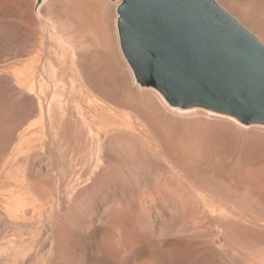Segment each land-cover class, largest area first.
<instances>
[{
	"label": "rangeland",
	"instance_id": "rangeland-1",
	"mask_svg": "<svg viewBox=\"0 0 264 264\" xmlns=\"http://www.w3.org/2000/svg\"><path fill=\"white\" fill-rule=\"evenodd\" d=\"M97 1L117 50L109 62L93 59L102 49L69 0H0V264H264V204L239 203L220 184L232 185L239 166L264 171V121L197 103L183 112L199 113L170 111L136 85L120 48L123 0ZM215 1L264 44V0ZM97 67L113 71L115 91L96 83ZM145 95L171 131L182 118L211 123L193 170L173 156L179 138L167 140L136 105ZM68 108L79 125L66 130Z\"/></svg>",
	"mask_w": 264,
	"mask_h": 264
},
{
	"label": "water",
	"instance_id": "water-1",
	"mask_svg": "<svg viewBox=\"0 0 264 264\" xmlns=\"http://www.w3.org/2000/svg\"><path fill=\"white\" fill-rule=\"evenodd\" d=\"M124 51L174 103L264 121V44L215 0H123Z\"/></svg>",
	"mask_w": 264,
	"mask_h": 264
},
{
	"label": "bare ground",
	"instance_id": "bare-ground-1",
	"mask_svg": "<svg viewBox=\"0 0 264 264\" xmlns=\"http://www.w3.org/2000/svg\"><path fill=\"white\" fill-rule=\"evenodd\" d=\"M41 2L44 3L45 0H41ZM99 3L100 2L97 0H69V6L66 7V11L68 13L75 14L79 17H82L85 22L87 21V25L90 26L92 28V30L94 31V36L91 39V44L100 47L102 49V51L96 53V51L92 50L93 59H97L98 57H100L101 62H104L103 59L105 61L109 62V61L113 60L115 58V56L118 57L116 55L117 50L115 49L114 39H113V37L109 31V27H108L107 23L105 22L104 18H102V16H103V15H101L102 12L100 13V10H102L103 8H101L102 5L100 7ZM119 14H120V12L119 13L117 12L116 24H117V30H118V36H119V42H120V48H121V46L123 47V42H122V36H121V30H120V24H119V21H120ZM46 43L48 44V42H46ZM47 44H46V46H47ZM57 51H59V50H57ZM53 57H54V55H53ZM43 60L45 61V59H43ZM53 60L58 64V62L55 59H53ZM98 63H100V61ZM63 66H64V64H63ZM132 67H133L134 71H136V69L133 65H132ZM97 68H98V70H96V72L99 71V67H97ZM103 68H105V67L103 66ZM112 72L108 71L107 69H102L101 71L96 73V83L102 89H104L106 91H112L113 92V91H115L117 84L114 82V79H113L112 74H111ZM135 73L137 75V72H135ZM137 78L141 82V84L139 82H136V85H138L141 89L151 90V91L156 92L158 94L159 98L160 97L163 98L173 108H175V109H169L170 111H173V112L179 113V114L199 113V112H194V111L183 112V111H185L186 108L182 106V103L176 104V103L172 102L169 99L166 92H164L163 90H161L160 88L156 87L153 84L144 83L139 77H137ZM75 85H77V84H75ZM76 90H77V88H76ZM48 99H49V97H48ZM135 103L139 108L143 109L146 112L147 118H149L150 120H152L154 122L156 121V123H159V131L167 138V140L174 141L177 138H179L178 140L180 141L179 142L180 144L172 149L173 156H175L177 158V161H176L177 163L184 164L188 168H191L190 169V171H191V170H193V167L196 166L197 163L201 159H204L206 157V155H207L206 153L208 151L207 143H208V139H209L207 129L209 127H211V123L204 121V120H198L197 117L182 118V119H178V122L175 123L176 124L175 127L176 128L178 127L179 130L178 131H171L169 129V127H170L171 123L173 122L171 120L172 118L170 119V118H168V116L167 117L161 116L158 113V111L155 110L156 103L153 99H151L145 95V96H142L139 100H136ZM208 109L214 113L215 112L223 113L221 115H224V114L230 115L229 117H232L234 119L241 118L239 115L234 114V113L216 110L212 107H208ZM116 112H117L116 119H117V121H119V124L122 125L124 122V118H125L126 114L124 113V111H122L120 109H116ZM75 113L76 112H74L73 109H71V108L67 109V120L65 122V129L66 130L67 129L69 130L70 128H72L74 124L79 125V120L76 119L77 113L76 114ZM102 113H103V111H102ZM46 117H47V115H46ZM182 128H184L183 131H182ZM72 140H73V138H72ZM115 143L117 144L116 141H115ZM121 145L119 148L120 149L119 153L117 154V158H118L117 162L120 161V163L123 162V156H124L123 155V149H122ZM116 147H117V145H116ZM124 149H125V147H124ZM125 153L126 152H124V154ZM53 156L54 155H52V157ZM108 158H110V157H108ZM112 158H113V156H112ZM54 159H56V158H53V160ZM128 161H130V160H128ZM94 163H95V161H94ZM55 164H57V163H55ZM56 167H57V165H56ZM56 167H55V169H56ZM35 169H37V168H35ZM36 172H37V170H36ZM56 176H55V178H57ZM230 179L233 183L232 185H227V184H224L223 182H220V184L229 193L233 194L239 203L245 204L246 206H249V207L262 206L264 204V171L256 170L253 167L239 166V168L237 170L232 171ZM55 181H56V179H55ZM48 183H50V184H49V189L46 191L47 195L51 196V197L57 196L58 191H57V188L55 186L56 185L55 182L54 181H52V182L48 181L47 184ZM121 190H122V188H121ZM44 191H45V189H44ZM63 208H64V206H63ZM78 210L80 211V209H78ZM14 212H15V210H14ZM76 218H78V217H76ZM55 221H56V219H55ZM262 237H264V234L256 236V238H262ZM73 239H75V238H73ZM258 241H244L243 240V241H238V242L244 247H253V246L257 245Z\"/></svg>",
	"mask_w": 264,
	"mask_h": 264
}]
</instances>
